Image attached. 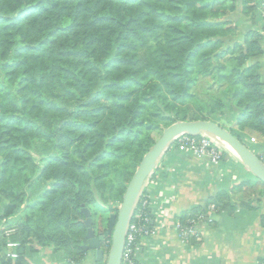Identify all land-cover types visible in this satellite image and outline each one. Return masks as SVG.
<instances>
[{
  "label": "trees",
  "instance_id": "1",
  "mask_svg": "<svg viewBox=\"0 0 264 264\" xmlns=\"http://www.w3.org/2000/svg\"><path fill=\"white\" fill-rule=\"evenodd\" d=\"M260 3L0 0V251L7 240L19 244L18 257L4 264H30L19 248L35 245L82 264L88 254L82 209L90 211L93 231L97 209L117 212L107 200L121 203L156 129L216 122L218 115L229 121L237 112L232 135L242 143L246 131L264 138ZM199 77L217 97L180 113ZM115 184L118 194L107 197ZM226 194L180 222L208 204L231 210ZM139 207L140 201L135 212ZM110 244L107 235L105 258Z\"/></svg>",
  "mask_w": 264,
  "mask_h": 264
},
{
  "label": "crops",
  "instance_id": "2",
  "mask_svg": "<svg viewBox=\"0 0 264 264\" xmlns=\"http://www.w3.org/2000/svg\"><path fill=\"white\" fill-rule=\"evenodd\" d=\"M259 62L264 83V51ZM216 119L218 124L220 119L226 123L223 116ZM230 125L222 126L229 130ZM262 139L257 142L251 135L249 142L257 146V153L253 152L264 157ZM218 145L224 153V164L217 168L175 147L162 156L146 184L157 236L140 240L135 253L137 264H260L264 258V185L230 148ZM221 193H227L224 199L233 208L216 211L212 224H201L197 237L181 242L175 224L188 217L191 209L204 206ZM21 249L30 264H54L52 259L57 255L52 253H60L36 245L32 250ZM82 264L97 263L87 254Z\"/></svg>",
  "mask_w": 264,
  "mask_h": 264
},
{
  "label": "water",
  "instance_id": "3",
  "mask_svg": "<svg viewBox=\"0 0 264 264\" xmlns=\"http://www.w3.org/2000/svg\"><path fill=\"white\" fill-rule=\"evenodd\" d=\"M261 1L264 2V0ZM180 134L192 136L205 134L218 144L227 146L239 157L252 175L264 184V163L258 154H255L248 146L232 135L229 130L211 120L177 121L164 128L161 136L149 151L143 155L126 186L117 212L109 215L108 225L104 232L95 235L91 227L90 211L87 208L82 209V212L86 216L84 223L87 227L86 243L82 249L85 252H91L95 262L101 263L105 261V264H121L127 226L138 198L158 162L169 149L175 137ZM107 235L111 236V244L105 258L101 244ZM19 252L22 253L21 248ZM4 263V258L0 257V264Z\"/></svg>",
  "mask_w": 264,
  "mask_h": 264
},
{
  "label": "built area",
  "instance_id": "4",
  "mask_svg": "<svg viewBox=\"0 0 264 264\" xmlns=\"http://www.w3.org/2000/svg\"><path fill=\"white\" fill-rule=\"evenodd\" d=\"M259 6V11L261 15L259 27L264 25V2L261 1ZM251 142H255L254 138L250 139ZM175 147L179 151H188L192 153L197 158H203L210 162V164L217 168L222 159V150L219 147L218 143L213 140L211 137L205 134H199L196 136L188 134H180L175 137L171 143L169 149ZM168 149V150H169ZM262 162L264 163V157L259 156ZM149 179V178H148ZM148 181V180H147ZM147 184V182H146ZM144 185L143 190H146ZM143 190L138 198L137 203L140 201V207L138 211L135 212L137 203L133 214L131 216L130 222L127 226L125 234V242L121 256V264H137L135 259V253L138 249L140 240L142 238L156 237L158 229L154 226V218L152 217L151 223L152 226H149L150 221L149 214L146 211V208H150V201L147 194H145L141 200ZM217 211V208L214 204H210L206 207L205 213H200L193 218H188L184 223L178 221L175 224V229L177 236L181 242L185 243L191 238L197 237L198 229L201 224H212L214 221V213ZM151 214L153 215L152 211ZM12 232L11 229H6L4 231L5 235H9ZM105 247H107L108 242L105 241ZM18 242L7 240L2 252L4 260H14L18 257ZM61 264H81L72 259L64 260ZM260 264H264V258L260 261Z\"/></svg>",
  "mask_w": 264,
  "mask_h": 264
},
{
  "label": "rangeland",
  "instance_id": "5",
  "mask_svg": "<svg viewBox=\"0 0 264 264\" xmlns=\"http://www.w3.org/2000/svg\"><path fill=\"white\" fill-rule=\"evenodd\" d=\"M242 27V25H241ZM231 56L229 54H227L226 56H224L221 61H227V58H230ZM232 62V61H231ZM208 84V80L206 79H203L201 77L198 78V80L196 81V84L194 85V87L192 88L191 90V93L193 94L192 96V99L188 102H186L185 104H188V106L186 105H179L178 109L180 110V113H182V109L184 110L186 107H189L190 109H194V107H197V105H202L204 107H208L209 105H211L213 103V99L215 97H217L218 95V92L216 89L214 88H209L207 86ZM192 105V106H191ZM237 112H234L233 113V117L231 119V121H226V123L228 124H231L230 126L233 127V122L232 120H234L235 116H236ZM229 118H230V115H228ZM219 123L221 125H224L226 123H224V121L222 119L219 120ZM229 128V127H228ZM162 130L160 129H156L153 133H152V137L153 139L156 141L162 134ZM251 135H254L257 142H260L262 139V137H260L259 134H257L256 132H251V131H246L245 134H244V137L245 140H244V143L246 146H248L252 151L256 152L257 153V146L255 143H251L249 142V137ZM172 149V148H171ZM222 161H220V165H223L224 162L221 164ZM120 167H122L124 169L125 172L128 171L127 169V166H126V161L125 160H120ZM37 173L38 171L34 172V176H37ZM117 179H119V176H115L114 177V180H112L111 182L113 183H116L115 181H117ZM108 185H110L111 183L108 182ZM107 185V186H108ZM39 186H41V184L37 183V184H32V189H38ZM114 187V186H113ZM118 187L117 185L115 184V188H114V192H109L107 190V197L110 196V197H116L115 192L116 194H118ZM107 202H109V204H111L112 206L113 205H118L120 203L118 202H114L113 200L109 199L107 200ZM103 209V208H102ZM98 211L94 214V222H95V227H94V231L95 233H97L98 231L104 229L107 225V218L109 217L110 214H108L107 212H103L101 209H97ZM17 217H19V214L17 213L14 217H12V221H15L17 219ZM52 255H57V256H54L52 259V261L54 262V264H61L64 260H63V257L61 256L60 253H52ZM88 257L90 259H92L93 263H96L95 260H94V256L91 252L88 253ZM83 263H84V260H83Z\"/></svg>",
  "mask_w": 264,
  "mask_h": 264
},
{
  "label": "flooded vegetation",
  "instance_id": "6",
  "mask_svg": "<svg viewBox=\"0 0 264 264\" xmlns=\"http://www.w3.org/2000/svg\"><path fill=\"white\" fill-rule=\"evenodd\" d=\"M108 220H109V218H108ZM107 225H108V221H107ZM107 225H106V227L104 228V230L102 229V230L98 231L97 233H95V235H97V234H99V233H101V232H104V231L106 230V228H107Z\"/></svg>",
  "mask_w": 264,
  "mask_h": 264
}]
</instances>
